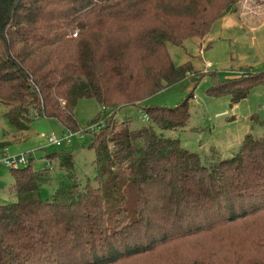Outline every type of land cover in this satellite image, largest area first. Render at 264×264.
Here are the masks:
<instances>
[{
    "label": "trees",
    "instance_id": "trees-1",
    "mask_svg": "<svg viewBox=\"0 0 264 264\" xmlns=\"http://www.w3.org/2000/svg\"><path fill=\"white\" fill-rule=\"evenodd\" d=\"M236 1L0 0L8 124L23 130L42 116L80 132L78 98L110 112L88 129L94 185L72 180L70 152L47 156L69 179L47 199L38 192L45 173L31 170V158L10 170L14 200L0 203V264H264V134H245L232 156L203 165L153 129L182 127L192 94L144 106L147 125L114 117L190 76V61L174 65L167 45L203 39ZM210 77L205 92L227 95L231 105L264 86V68Z\"/></svg>",
    "mask_w": 264,
    "mask_h": 264
},
{
    "label": "rangeland",
    "instance_id": "rangeland-1",
    "mask_svg": "<svg viewBox=\"0 0 264 264\" xmlns=\"http://www.w3.org/2000/svg\"><path fill=\"white\" fill-rule=\"evenodd\" d=\"M231 9L233 12L216 20L200 39L204 40V46L197 38H187L179 45H167L174 65L190 61V76L152 94L139 105L116 108L114 117L129 119L131 128L147 125L150 122L144 117V106H173L192 94L188 101V118L182 127L163 130L154 125L153 129L164 137L176 138L180 146L195 152L203 165L232 156L245 134H264V86L253 87L245 98L232 105L227 95L211 96L205 92L211 85V74L224 80L238 77L245 70L264 68V0H237ZM206 64L209 67H205ZM6 108L0 101V150L6 148L10 154H30L31 170L45 173V179L38 184L41 199H47L56 188L69 182L57 157H47L54 152H70L74 182L95 184L94 153L87 146L88 129L102 122L109 110H101L92 98H78L73 115L81 131L69 144L55 147L48 145L40 135L64 133L58 121L40 116L30 120L25 129L16 130L6 121ZM13 180L10 170L0 165V203L14 200L13 194L6 191Z\"/></svg>",
    "mask_w": 264,
    "mask_h": 264
},
{
    "label": "built area",
    "instance_id": "built-area-1",
    "mask_svg": "<svg viewBox=\"0 0 264 264\" xmlns=\"http://www.w3.org/2000/svg\"><path fill=\"white\" fill-rule=\"evenodd\" d=\"M205 67H209L208 64ZM102 122H98L95 126L90 127L89 130L96 129L98 126L101 125ZM78 132L72 130H65L64 133L61 135H50L45 137V135H40V137L45 138L46 143L48 145H54L55 147H60L63 144H69L71 138L77 135ZM30 159L29 153H18V154H10L6 148H2L0 150V165L9 169V170H16L26 166L28 160ZM46 167H49L47 164Z\"/></svg>",
    "mask_w": 264,
    "mask_h": 264
},
{
    "label": "crops",
    "instance_id": "crops-1",
    "mask_svg": "<svg viewBox=\"0 0 264 264\" xmlns=\"http://www.w3.org/2000/svg\"><path fill=\"white\" fill-rule=\"evenodd\" d=\"M262 12H263V14H264V11H262ZM217 20H219V19H217ZM215 21H216V20H215ZM215 21H214V22H215ZM214 22H213V23H214ZM198 40L200 41V39H198ZM207 43H209V42H207ZM200 45L204 46V43L200 41ZM205 46H206V45H205ZM251 71H255V70H251ZM12 182H13V181H12ZM12 182L9 183V185H8L7 188H6L7 193H10L9 190H8V187L12 184Z\"/></svg>",
    "mask_w": 264,
    "mask_h": 264
}]
</instances>
